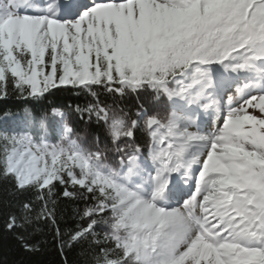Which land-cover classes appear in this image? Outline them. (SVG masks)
I'll return each mask as SVG.
<instances>
[{
	"label": "snow or ice",
	"instance_id": "6c2138e0",
	"mask_svg": "<svg viewBox=\"0 0 264 264\" xmlns=\"http://www.w3.org/2000/svg\"><path fill=\"white\" fill-rule=\"evenodd\" d=\"M67 89L107 142L58 107L0 130L18 198L0 215L26 252L51 234L84 264H264V0H0V99ZM141 92L155 111L122 106ZM58 197L84 201L73 227Z\"/></svg>",
	"mask_w": 264,
	"mask_h": 264
},
{
	"label": "trees",
	"instance_id": "16d2710c",
	"mask_svg": "<svg viewBox=\"0 0 264 264\" xmlns=\"http://www.w3.org/2000/svg\"><path fill=\"white\" fill-rule=\"evenodd\" d=\"M90 99L91 97L86 93L75 89L53 90L51 95H47L40 101H23L15 96L0 99V130H6L8 127L14 126L11 116H22L25 109H28L38 118L44 116L48 120H57V118L52 117L51 109L58 107L66 113L65 119L74 127L75 132L86 137V144H90L97 134L100 136L101 141L107 142V133L102 124L97 125L94 119L88 122L86 115L81 118L80 114L75 111L77 105L83 107ZM101 99H104V97H101ZM121 103L122 106L130 109L133 113H135L140 105H143L150 113L156 110V101L150 92H141L138 94V97L137 95L129 94L123 98ZM4 113L10 114L7 120L4 118ZM133 118L135 117L133 116ZM136 137L137 141L142 144L146 140L143 131H137ZM109 162L114 163L115 158L110 156ZM10 189L11 183L0 179V207L3 206L4 202L18 199L9 194ZM69 190L75 191L71 187H69ZM57 191L58 193L62 192L63 188L58 186ZM32 195V193H26L24 196L19 197V199L30 198ZM83 207L84 201L79 198L68 199L58 197L57 216L62 230L73 227L76 224L78 220L76 212L78 209L82 210ZM3 224L4 216L0 215V264H65V257L67 264H84L85 257L82 254L84 249L80 245L71 249L66 248L65 256H61L52 235L48 234L36 238L41 241L39 252H26L19 245L13 233L4 229Z\"/></svg>",
	"mask_w": 264,
	"mask_h": 264
},
{
	"label": "rangeland",
	"instance_id": "374dc122",
	"mask_svg": "<svg viewBox=\"0 0 264 264\" xmlns=\"http://www.w3.org/2000/svg\"><path fill=\"white\" fill-rule=\"evenodd\" d=\"M59 118L57 117V120H58ZM146 154V153H145Z\"/></svg>",
	"mask_w": 264,
	"mask_h": 264
}]
</instances>
